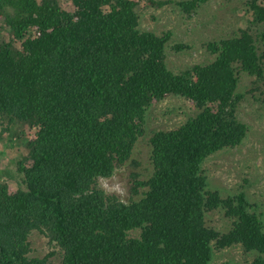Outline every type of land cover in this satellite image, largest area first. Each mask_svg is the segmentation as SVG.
Wrapping results in <instances>:
<instances>
[{
  "label": "trees",
  "instance_id": "1",
  "mask_svg": "<svg viewBox=\"0 0 264 264\" xmlns=\"http://www.w3.org/2000/svg\"><path fill=\"white\" fill-rule=\"evenodd\" d=\"M71 1L67 11L58 0H0V142L14 155L0 165V264H210L215 249L234 244L264 252L263 221L245 195L222 199L202 169L246 136L237 72L263 77L264 0L247 4L262 25L257 35L245 29L209 42L213 61L179 73L165 62L170 32L141 30L138 2ZM168 95L196 113L152 132L153 171L141 180L133 149L147 134L148 109ZM123 166L132 168L131 188L120 203L96 184ZM13 175L11 192L3 178ZM218 207L235 219L227 233L206 224ZM35 231L58 248L57 261L55 252L30 255Z\"/></svg>",
  "mask_w": 264,
  "mask_h": 264
},
{
  "label": "rangeland",
  "instance_id": "2",
  "mask_svg": "<svg viewBox=\"0 0 264 264\" xmlns=\"http://www.w3.org/2000/svg\"><path fill=\"white\" fill-rule=\"evenodd\" d=\"M139 3V27L157 35L170 32V38L165 46V62L170 71L179 73L194 64L210 63L215 55L207 48V43L218 42L249 30L253 36L258 34L262 25L255 24L248 2L252 0H206L198 1L185 10L182 3L194 0H134ZM260 2V0H257ZM58 5L67 11L74 10L71 0H58ZM6 40L12 37L4 34ZM258 38V37H257ZM15 47L20 48L16 40ZM187 45L188 48L176 50V44ZM258 52L264 54V39L256 43ZM264 70V58L261 60ZM236 92L242 94L236 106L237 119L246 128V136L241 143L232 148H225L209 155L202 163V169L207 176L208 188L217 190L222 199L243 193L250 205L249 210L263 221L264 232V73L262 78L251 76L244 71H238ZM196 113L191 101L181 97L168 95L159 101H154L146 114L147 134L135 144L132 157L139 165L134 170L140 179H147L153 167L150 160V144L148 137L153 131L171 130L183 124L188 117ZM28 138H34V131L28 132ZM5 135L3 140H5ZM3 141L0 142V165L8 164L11 150L4 153ZM9 158V159H8ZM16 160V159H15ZM16 161L9 165L12 174L16 171ZM6 170V169H3ZM132 168H117L109 178H98L96 187L108 195L104 183L109 185L119 182L126 188L124 201L130 196V171ZM13 192L18 184L14 175L5 176ZM206 224L222 233H227L233 225L234 218L226 214L225 208L218 207L205 214ZM139 230L131 231L132 237L139 236ZM31 256H50L51 261H57L58 248L49 243L42 233L35 231L29 237ZM256 258L264 259V252L245 251L241 245L234 244L224 249H215L210 264H250Z\"/></svg>",
  "mask_w": 264,
  "mask_h": 264
},
{
  "label": "clouds",
  "instance_id": "3",
  "mask_svg": "<svg viewBox=\"0 0 264 264\" xmlns=\"http://www.w3.org/2000/svg\"><path fill=\"white\" fill-rule=\"evenodd\" d=\"M103 187L109 192V193H115L120 197V203H125L123 197L126 195V188L123 186L122 183L116 182L111 185H109L107 182L104 183Z\"/></svg>",
  "mask_w": 264,
  "mask_h": 264
}]
</instances>
